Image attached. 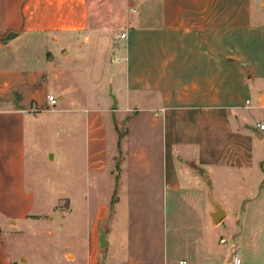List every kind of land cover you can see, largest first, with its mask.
Here are the masks:
<instances>
[{"label":"crops","instance_id":"crops-1","mask_svg":"<svg viewBox=\"0 0 264 264\" xmlns=\"http://www.w3.org/2000/svg\"><path fill=\"white\" fill-rule=\"evenodd\" d=\"M254 96L264 109V0H0V264L29 260L2 239V223L12 239L25 237L58 205L36 172L50 112L83 144L57 197L66 203L62 261L74 257L63 264H122L108 248L120 221L125 264H226L228 250L199 225L182 233L207 208L212 223L216 179L239 183L224 195L240 208L233 253L264 264V149L242 114ZM170 226L178 259L167 252Z\"/></svg>","mask_w":264,"mask_h":264},{"label":"rangeland","instance_id":"rangeland-1","mask_svg":"<svg viewBox=\"0 0 264 264\" xmlns=\"http://www.w3.org/2000/svg\"><path fill=\"white\" fill-rule=\"evenodd\" d=\"M59 43V41L52 42L50 48L54 53L60 52L62 45ZM110 92L111 91L108 88L107 95H110ZM257 98L258 97L254 96L251 99L252 105H256V107L252 106L251 108L244 109L242 110V114L244 122L246 123V129H248L253 135L254 141L260 145V148L264 149V136L260 139L255 134V131H259L257 129V123L264 122V109L257 107ZM261 106H264V99L262 100ZM55 107L59 109L62 107V104L59 102V104H57ZM47 115L51 116L50 118L52 119L53 124L48 128L45 135H41L37 138L39 152L41 153L40 158H38V161H36L37 178L40 182V186L38 187V189L40 191L42 188L46 187V189L49 190V193L51 194L47 197V200L49 199V201H52L53 199L58 205L55 207L54 211H52V207L54 206L51 207L49 204L45 205L47 206L46 211L51 210L52 213L49 214L48 212L47 216L37 219L35 224L32 223L30 229L28 230L30 235L25 237L12 239L10 235H7V233H5V227H7V225L5 223H2L4 229V232L1 234L2 239H4L8 244L15 246L14 248H19L24 256L29 258V260L26 258L27 261H22L23 255L20 256L19 264H63V261L70 262L74 258L72 252H70L68 256L63 255L62 261V249L65 243V236L63 233L64 228L62 227L65 225L66 220L61 216V210L66 206V203L57 200V197L63 192L61 187L62 173L66 172L67 169L70 170L72 167H76L77 163H73V160H77V162L80 163L79 165L82 164L83 144L81 140L77 142L71 141L72 137L70 136V134H66L62 130V124L60 120L64 118V114H62L61 112H50V114ZM120 127L124 129L123 124H121ZM123 133L124 131H120V135H122ZM262 133L264 134V131ZM72 152L76 154V157H72ZM52 154L54 155V160H51ZM183 165H185L183 166V169L188 170V168H185L186 164ZM207 170L211 171L209 167H207ZM196 173L200 175L199 172ZM218 182L219 181H217L216 179L213 188V198L229 211V214L224 219V222L218 227H216L218 224L213 223V221L211 223V220L208 216V211L210 210V208H207L205 215L201 220H198L199 222H197L196 220L187 221L185 223L183 222L184 226L182 228V233L184 235V233H186L190 228H192V233H194V226L196 227V224L199 225V229H204L203 231H205V233L211 237V240L213 241V248L216 247L218 252L224 251L225 249L228 250V254L226 256L228 257V260L226 264H233L232 254L235 251V248L231 245V240L233 238L234 231L238 230L239 228L238 215L240 208L236 211L235 207L227 202V198H231L232 195L230 194L237 193L239 183L233 182L234 184H236V186H238L236 189V186L232 185L231 181L225 183L223 186H221ZM81 192V190H78V194H80ZM224 195L227 196V198H224ZM214 209V205H212V210L214 211ZM80 213L81 208L75 207V214H72V216L76 218L77 215L81 216ZM122 224H124L123 221L118 222L117 227V222L113 223V230L109 236L110 244L108 248L110 251L115 252L117 257L115 262L120 261L122 262V264H125V261L123 260L124 253L121 251V241L119 239L122 232ZM196 229L198 228L196 227ZM173 232L174 231L170 226V229L166 235V243L168 247V251H166L169 253L170 257L178 259L183 253L180 249L179 244V241H181V239L177 238L176 240H174ZM191 238L195 241V238ZM223 238H226V240L228 241L226 243L228 244H222L221 239ZM250 241L251 243L249 249L255 250L256 248L254 245L256 240L251 238ZM253 255L254 254H250L249 256H251L252 258ZM78 263H80V261H78ZM209 264L217 263L215 261H212ZM248 264L259 263L250 262Z\"/></svg>","mask_w":264,"mask_h":264},{"label":"water","instance_id":"water-1","mask_svg":"<svg viewBox=\"0 0 264 264\" xmlns=\"http://www.w3.org/2000/svg\"><path fill=\"white\" fill-rule=\"evenodd\" d=\"M114 97V101H115V104L113 106V109L117 108V104H116V97L113 95ZM193 167H195L197 170H199L201 173H205V169L199 165H196V164H192ZM205 176L208 178V175L205 174ZM214 211L212 212L211 214V217H212V221L213 223L217 224L219 223L221 220L224 219V217L226 216V211L225 209L219 205L218 203L214 202ZM108 243L106 237H105V232L104 230L102 229L101 230V236H100V246L101 247H104L106 246V244Z\"/></svg>","mask_w":264,"mask_h":264},{"label":"built area","instance_id":"built-area-1","mask_svg":"<svg viewBox=\"0 0 264 264\" xmlns=\"http://www.w3.org/2000/svg\"><path fill=\"white\" fill-rule=\"evenodd\" d=\"M124 38H126V32H122V33L118 34L117 37H116V40L124 39ZM47 101L49 103V106L54 108L58 104V97L55 94H53V93H48L47 94ZM258 127H259L260 130H264V123H258ZM221 242L225 243L226 240L225 239H221ZM232 260H233L234 264H241L242 263L241 258L238 255V253H233L232 254ZM177 264H187V261L184 260V259H181V260L178 261Z\"/></svg>","mask_w":264,"mask_h":264}]
</instances>
